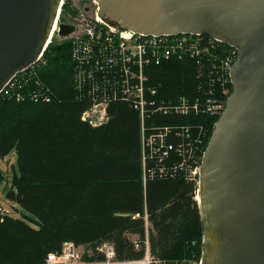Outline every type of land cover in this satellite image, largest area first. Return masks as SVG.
<instances>
[{"label": "trees", "instance_id": "1", "mask_svg": "<svg viewBox=\"0 0 264 264\" xmlns=\"http://www.w3.org/2000/svg\"><path fill=\"white\" fill-rule=\"evenodd\" d=\"M67 4L62 22L67 21L63 17ZM57 40L56 35L45 53L47 64L38 69L52 100L33 104L0 99V116L11 107L29 114L13 122L0 119V158L15 152L19 172L14 174L11 197L37 217L32 220L37 224L34 227L17 216L2 220L0 215V264H42L66 242L96 249L110 241L120 259H141L145 252L134 248L130 235L144 237L145 221L131 214H143L145 207L152 223L150 242L155 256L178 264L201 258L204 231L195 199L197 183L180 172L144 182L141 118L129 101L112 100L110 119L102 126L82 120L91 96L87 88L80 90L74 83L71 42L57 44ZM146 71L149 84L155 86V95L146 92L149 101L155 102L152 108L166 106L169 100L177 102L181 95L190 100L200 96L202 79L194 62H164ZM98 86L114 98L120 94L112 76L99 77L98 84L92 83L94 89ZM217 120L161 109L146 123L160 129L170 127L167 140L179 145L182 138L176 131L181 125H208L211 137ZM179 159L173 148L165 162L175 170L174 162ZM2 178L0 166V185Z\"/></svg>", "mask_w": 264, "mask_h": 264}, {"label": "water", "instance_id": "2", "mask_svg": "<svg viewBox=\"0 0 264 264\" xmlns=\"http://www.w3.org/2000/svg\"><path fill=\"white\" fill-rule=\"evenodd\" d=\"M146 34L206 32L239 49L199 175L202 264H264V0H96ZM62 0H0V89L47 47ZM75 30L60 25L59 36Z\"/></svg>", "mask_w": 264, "mask_h": 264}, {"label": "built area", "instance_id": "3", "mask_svg": "<svg viewBox=\"0 0 264 264\" xmlns=\"http://www.w3.org/2000/svg\"><path fill=\"white\" fill-rule=\"evenodd\" d=\"M66 1L62 0L54 22L53 31L57 29L56 34L60 30L63 5ZM93 3V12L83 9L67 20L75 26V30L64 38L69 40L72 46L74 83L80 90L87 88L91 96L90 104L82 112V120L93 127L102 126L110 119L108 108L112 100L120 97L129 101L139 111L141 118L144 182L156 177L175 176V172H180L187 180L198 182L200 166L210 140L206 125L191 122L181 125L176 135L181 137L182 141L179 145H171L167 140L170 127L156 128L154 124L147 125L146 120L161 109L173 110L185 116L203 114L219 118L232 91V70L238 60L239 49L206 32H133L100 19L98 3L95 0ZM52 40L50 37L51 42ZM46 51L47 47L33 63L17 71L6 81L0 89V99L33 103L52 100L49 87L38 77V69L47 64ZM172 61L194 62L198 77L202 79L199 86L200 96L190 100L188 96L181 95L177 102L169 100L166 106L152 108L151 105H155V102L149 101L146 92L155 95V86L149 84L150 75L146 67ZM101 76L104 80L112 76L120 94H116L114 98L112 94L102 93L100 86L94 89L92 83L98 84V78ZM173 148H176L180 157L174 162L175 170L165 162ZM150 161H154V164L148 165ZM11 165L14 166V163ZM2 175L3 181V170ZM197 191L199 193V188ZM0 215L2 220L15 216L1 203ZM131 215L135 219L143 218L145 221L144 237L136 233L138 238L133 239V234L130 235L134 248L143 249L145 252L141 259H120L115 244L110 241L101 243L96 249L66 242L61 251L49 253L42 264H178L160 259L152 253V223L147 208L145 207L143 214L138 212ZM186 264H202V256L191 258Z\"/></svg>", "mask_w": 264, "mask_h": 264}, {"label": "rangeland", "instance_id": "4", "mask_svg": "<svg viewBox=\"0 0 264 264\" xmlns=\"http://www.w3.org/2000/svg\"><path fill=\"white\" fill-rule=\"evenodd\" d=\"M67 3H68L67 7L65 8L64 14H63V17L66 20L70 19L72 15L76 14L78 11H82L83 9H87V10L93 12L94 7H95L93 0H67ZM63 40H66V39L59 37V40H57L56 42H57V44H60L61 41H63ZM47 62H48V59H47ZM3 100H9L10 102L14 101V103H15V100H12V99H3ZM17 103H20V102H17ZM21 103H33V102L26 101V102H21ZM31 108L32 107H28L26 109H31ZM18 116L19 117L23 116L24 118H28L29 114H27V112L25 110L16 111L14 108L11 107V108L5 109V111H3L2 115L0 116V119L4 122H13L16 120V118H18ZM210 117H215V116H210ZM205 128H207L208 135L210 136L209 126L206 125ZM11 163H14V166H12ZM0 166H1L3 173H4V176H5V178L2 181L1 186H0V203L4 207L8 208L11 212H13L15 214V216L28 221L32 226L36 227L37 224L32 220H37V217L35 215L31 214L30 212H28L26 209H24L15 199H13L11 197V192L13 190L14 174H15V171L17 173L19 172L18 171V165H17V157H16L15 152L13 151L10 154L5 155L4 158H0ZM6 166H8L7 170H6ZM195 182L198 185L199 180H198V182H197V180ZM198 188H199V185H198ZM197 195H198V191L196 192L195 199L199 203V199L197 198ZM131 237L133 239H136V238H138V235L133 234V235H131Z\"/></svg>", "mask_w": 264, "mask_h": 264}, {"label": "bare ground", "instance_id": "5", "mask_svg": "<svg viewBox=\"0 0 264 264\" xmlns=\"http://www.w3.org/2000/svg\"><path fill=\"white\" fill-rule=\"evenodd\" d=\"M100 19H103L101 16H100ZM53 27H54V25H53ZM57 29H55L54 31H53V29H52V32H51V38H53L54 37V35L56 34V31ZM51 41L49 40V43H50ZM49 43H48V45H49ZM197 198L200 200V196H199V193H198V195H197Z\"/></svg>", "mask_w": 264, "mask_h": 264}]
</instances>
